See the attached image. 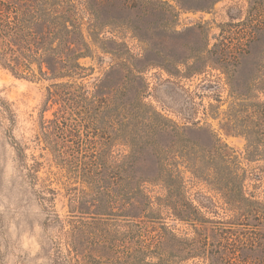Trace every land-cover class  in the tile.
Returning <instances> with one entry per match:
<instances>
[{"label": "rangeland", "instance_id": "obj_1", "mask_svg": "<svg viewBox=\"0 0 264 264\" xmlns=\"http://www.w3.org/2000/svg\"><path fill=\"white\" fill-rule=\"evenodd\" d=\"M61 1L84 36V73L72 81L87 91L102 83V94L112 98L101 112L93 101L84 102V121L70 145L84 163L93 157L123 161L124 184L144 180L141 203L147 205L141 209L151 220L136 211L104 227L125 264L132 258L124 252L139 257L141 250L157 264V255L146 250L153 249L161 223L191 236L190 227L162 205L166 190L151 181L159 168L182 183L181 198L208 219L207 229L233 213L220 186L232 165L242 176L243 194L264 203V160L248 157L245 135L247 127L264 133L252 114L264 102V0ZM52 83L15 76L0 64V264H52L43 253L57 235L49 219L69 217L64 185L78 184L64 177L37 139L39 123L58 107L46 101ZM139 101L172 128L154 133L140 126L132 119ZM119 103L124 109L116 108ZM257 147L264 149V142ZM132 152L139 154L133 158ZM231 155L239 163H229Z\"/></svg>", "mask_w": 264, "mask_h": 264}, {"label": "trees", "instance_id": "obj_2", "mask_svg": "<svg viewBox=\"0 0 264 264\" xmlns=\"http://www.w3.org/2000/svg\"><path fill=\"white\" fill-rule=\"evenodd\" d=\"M66 12L69 10L61 0H38L27 5L23 0H0V64L18 77L39 76L54 81L47 88L46 101L58 107L52 119H42L39 123L37 139L64 177L78 184L64 185L69 198V217L64 220L57 215L50 217L48 224L57 227V235L50 237L43 253L52 264H125V259L117 256L119 251L104 227L111 226L113 217L134 218L130 212L136 211L142 219L151 220L141 209L147 205L141 203V200L146 202L141 188L144 180L136 178L133 184H124L120 179L123 161L103 163L93 157L84 163L79 159V150L70 145L77 124L84 121V102L93 101L95 109L101 108V112L112 103V98L102 94V83L87 91L72 81L84 73L79 63L85 56L84 36L79 24ZM139 103L132 119L140 126L154 133H166L172 128L166 119ZM254 107L256 111L252 114L259 115L258 126H264V102ZM116 108L124 109L121 103ZM245 135L248 157L264 160V149L257 147L258 142H264V133L259 135L247 127ZM136 153L139 154L132 152L131 157L135 158ZM229 158V163H239L233 155ZM197 163L198 160L193 168L199 172ZM237 170L232 165L229 181L220 185L233 213L227 221L212 222L215 224L210 229L204 227L208 219L181 198L182 183L177 177L168 176L159 168L157 176L149 179L163 184L166 196L162 205L171 209L169 217L191 229V236H178L160 224L151 245L153 249L146 250L157 255V264L189 260H201V264H264V203L243 194L242 176ZM139 254L138 257L124 252L126 258H132L126 264H152L144 259L145 251Z\"/></svg>", "mask_w": 264, "mask_h": 264}]
</instances>
